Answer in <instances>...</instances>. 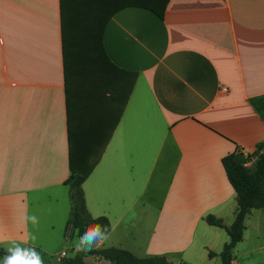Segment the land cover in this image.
Listing matches in <instances>:
<instances>
[{"label":"crops","instance_id":"0c3cea01","mask_svg":"<svg viewBox=\"0 0 264 264\" xmlns=\"http://www.w3.org/2000/svg\"><path fill=\"white\" fill-rule=\"evenodd\" d=\"M149 1L0 0V264L15 245L59 258L80 155L102 247L221 264L228 236L203 217L231 222L220 158L264 140V0ZM243 224L231 263L264 264V206Z\"/></svg>","mask_w":264,"mask_h":264},{"label":"trees","instance_id":"16d2710c","mask_svg":"<svg viewBox=\"0 0 264 264\" xmlns=\"http://www.w3.org/2000/svg\"><path fill=\"white\" fill-rule=\"evenodd\" d=\"M165 2L166 0H150L148 7H146L158 17H161ZM105 18H101V25ZM102 56L105 58L103 52ZM262 146H264V140L258 142L256 148L249 153L244 154L235 149L220 158L225 176L235 193L233 218L228 225H224L220 217L210 213L204 215L203 219L208 224L222 227L228 236V240L222 244L218 253L221 264H232L231 250L235 243L241 239L245 214L251 208L264 206V151L260 150ZM250 159H253L251 165H246L245 163ZM77 164L80 166L74 167V163L69 157L70 173L64 181L68 187L70 214L63 233L68 237L71 235L76 236L77 230L83 231L86 226L97 223L106 225L109 228V222L105 216L93 217L87 212L80 184L88 174L90 166L88 167L83 162L82 155L79 156ZM67 229H69V233H67ZM92 253L107 260L106 264H170L163 255L137 256L131 251L118 246L102 247ZM0 254H2L1 250ZM207 254L211 255L213 252L208 251ZM60 264L87 263L82 260L81 254L77 255L74 252L72 255L61 257Z\"/></svg>","mask_w":264,"mask_h":264},{"label":"clouds","instance_id":"9594fccd","mask_svg":"<svg viewBox=\"0 0 264 264\" xmlns=\"http://www.w3.org/2000/svg\"><path fill=\"white\" fill-rule=\"evenodd\" d=\"M98 219V218H95ZM26 222L30 221L33 227L38 226L39 218L36 215L26 216ZM109 228L103 224L88 225L83 231L77 230L76 239L72 243V250L77 254H84L83 259L87 262L94 250L102 247L109 238ZM31 240H36L35 233L30 235ZM2 239V238H0ZM7 255L3 258V264H43V259L35 247H21L15 245L7 249ZM67 252L62 255L67 256Z\"/></svg>","mask_w":264,"mask_h":264},{"label":"rangeland","instance_id":"374dc122","mask_svg":"<svg viewBox=\"0 0 264 264\" xmlns=\"http://www.w3.org/2000/svg\"><path fill=\"white\" fill-rule=\"evenodd\" d=\"M151 190L153 192L152 197H156L158 195L159 187L158 188L157 187H151ZM67 191H68V188H67ZM148 212L150 213L153 211L151 210ZM69 214H70V200H69V210H68L66 218L69 217ZM64 224H65V221H63V223H62V228L65 227ZM63 232H64V230H63ZM67 233H69V229H67ZM75 239H76V236H74V235H71L69 239H65L61 236V238H58V241H57V244L55 245V247H53L51 250H55L57 248H58V250L63 249L65 252L68 253L67 256L72 255L74 253V251L72 250V243L75 241ZM123 244H126V243H123ZM40 254H41L42 259H43V264H55L57 262V257L53 253L52 254L51 253H46V254L40 253ZM137 254H138V256H142L144 253L137 252L135 255H137ZM83 255L84 254H81L82 260H84Z\"/></svg>","mask_w":264,"mask_h":264},{"label":"built area","instance_id":"2783aa9c","mask_svg":"<svg viewBox=\"0 0 264 264\" xmlns=\"http://www.w3.org/2000/svg\"><path fill=\"white\" fill-rule=\"evenodd\" d=\"M62 253H64V251H61V253L59 254V258L57 259L56 264H60V258L63 257Z\"/></svg>","mask_w":264,"mask_h":264}]
</instances>
